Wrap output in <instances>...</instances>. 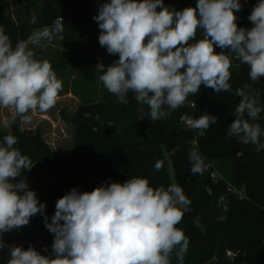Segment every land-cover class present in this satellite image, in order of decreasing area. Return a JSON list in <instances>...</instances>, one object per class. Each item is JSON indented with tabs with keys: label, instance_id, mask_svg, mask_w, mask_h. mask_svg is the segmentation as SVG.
<instances>
[{
	"label": "clouds",
	"instance_id": "obj_1",
	"mask_svg": "<svg viewBox=\"0 0 264 264\" xmlns=\"http://www.w3.org/2000/svg\"><path fill=\"white\" fill-rule=\"evenodd\" d=\"M241 10V0H196L195 7L182 10L166 6L164 0H105L93 20L100 30L99 45L118 59L96 65L98 80L119 103L127 104L131 93L137 119L152 122L167 119L185 104L195 109L189 97L201 86L215 93L230 91L233 59L248 67L254 84L264 77V0L247 17L250 28L237 24ZM63 32V19L57 18L13 45L0 26V108L10 111L5 128L30 123V113L55 106L63 83L47 59L36 58L34 48L63 41ZM234 94L240 99L226 137L253 145L259 153L264 150V128L255 122L264 113L260 93L245 83ZM181 123L206 131L218 117L208 112L185 115ZM17 144L11 133L0 139V250L5 248L3 234L27 226L37 214L54 238L50 255L31 244L27 249L8 245L6 264H172L173 254L177 264H184L190 238L177 225L191 211L192 201L179 183L152 186L148 178L134 176L122 183L105 181L91 191L73 187L57 199L49 219L46 204L22 176V170L31 171L34 165ZM178 150L174 147L166 155ZM188 162L192 175L207 168L197 145L188 150ZM154 170L162 171L163 161L157 160ZM224 201L221 197L218 206L227 212ZM194 224L205 230L198 217Z\"/></svg>",
	"mask_w": 264,
	"mask_h": 264
},
{
	"label": "trees",
	"instance_id": "obj_2",
	"mask_svg": "<svg viewBox=\"0 0 264 264\" xmlns=\"http://www.w3.org/2000/svg\"><path fill=\"white\" fill-rule=\"evenodd\" d=\"M7 2L0 0V26L10 36L13 45L18 39H26L33 30L50 26L57 18H62L64 30H69L63 32V41L54 40L35 54L36 58L47 59L52 64L64 89L79 100L74 147L56 153L40 131H21L22 123L19 122L11 131L0 132V139L9 133L17 137L15 147L31 159L33 168L31 171L22 170V176L37 193L40 202L46 204L45 213L49 219L55 212L57 199L73 187L81 192L91 191L105 181L122 183L134 176L148 178L152 186L177 182L192 201L191 211L185 213L177 225L190 238L184 264H264V150L257 153L255 146L226 137V128L233 120L232 110L240 99L234 94L236 88L250 84L259 91L260 103L264 106V77L253 84L248 77V67L233 59L230 91L215 93L201 86L197 95L189 97L190 101L196 102L195 109L185 104L167 119L152 122L144 117L138 120V105L131 93L127 104L119 103L114 95L106 100H96L97 92L107 90L98 80L100 73L96 72V65L99 62L109 65L118 59V56L109 55L104 47H88L91 39L88 33H100L93 17L105 0H43L39 20L35 24L18 26L7 18ZM257 2L246 0L244 18L237 20L240 27H252L247 17ZM164 4L182 10L195 7L196 0H164ZM200 38L198 32L197 39ZM56 48L58 53L51 54L50 50ZM46 52H49L48 58H44ZM73 54L75 56L71 58ZM76 72L84 77L79 81V88L74 90V84L79 80L74 75ZM204 112L217 116L218 123L197 133L198 149L205 162L212 164L216 159L223 164L232 162L229 176L221 174L212 165L226 182L246 188L247 199L243 201L228 191L226 182L215 183L206 172L192 175L189 171L188 150L193 146L196 133L184 127L181 117H199ZM255 122L264 128V116H258ZM174 129L176 132L170 137ZM174 147L179 150L167 156L166 153ZM157 160L163 161L160 172L154 170ZM167 161L171 163L174 180ZM221 197L225 198L227 212H222V207L218 206ZM221 215L227 219L220 221ZM197 217L204 231L194 224ZM53 238L39 214L20 230L3 234L6 245L15 244L27 249L31 244L46 255L51 254ZM45 246L49 249L47 253L43 251ZM229 252L232 258L228 257ZM172 264H177L174 254Z\"/></svg>",
	"mask_w": 264,
	"mask_h": 264
},
{
	"label": "rangeland",
	"instance_id": "obj_3",
	"mask_svg": "<svg viewBox=\"0 0 264 264\" xmlns=\"http://www.w3.org/2000/svg\"><path fill=\"white\" fill-rule=\"evenodd\" d=\"M27 3H30L31 6L29 12V15H31L30 18H37V16L40 18L43 0H8L7 18L9 19L11 12L15 13V15L22 14L24 16L26 14L25 10L28 7ZM245 3L246 0H241L242 10L236 13L238 21L244 18ZM88 34L91 38L88 42V47H99V49H101L102 47L99 45L98 41L99 34L94 31H90ZM37 49L38 47L35 48V51H37ZM50 52L51 54L58 53V49H52ZM48 56L49 52H46L44 54V58H48ZM74 56L75 55L73 54L70 57L73 58ZM74 75L79 78V80L74 84L75 90L79 88V81L83 79L84 76L79 74V72H76ZM64 88L65 87H63V91L58 96L57 102L53 108L47 112L37 111L35 113H30L32 117L31 122L21 124V131H40L43 134V138L46 143L56 153L72 149L76 140L75 118L78 114L80 103L72 93L68 92ZM96 89H99V87L97 86ZM96 96V100H106L112 97V94L106 90L104 93L97 92ZM6 118H10V111L8 109L0 108V132H8L14 128L15 123L8 128L3 126V122ZM167 164L171 178L174 180L171 163L167 161ZM212 164L221 174L229 176L231 173V161L223 164L221 160L216 159L212 161ZM7 246L8 245L5 244V248L0 250V264H6V261L9 258Z\"/></svg>",
	"mask_w": 264,
	"mask_h": 264
},
{
	"label": "built area",
	"instance_id": "obj_4",
	"mask_svg": "<svg viewBox=\"0 0 264 264\" xmlns=\"http://www.w3.org/2000/svg\"><path fill=\"white\" fill-rule=\"evenodd\" d=\"M190 117H193L192 115H190ZM184 124V127L195 132L196 133V136H195V140L193 142V145H197L198 142V138H197V133H201L203 131H198V130H194V129H190L186 123H183ZM206 165H207V168L205 170V172L207 174H209L210 178L212 179V181H214L215 183H218L220 181H224V178L223 176L213 167V165L210 163V162H206ZM227 184V188H228V191L233 194L238 200L240 201H243L245 199H247V195H246V188L245 187H235L234 185L230 184L229 182H226ZM228 257H233L232 253L229 252L228 254Z\"/></svg>",
	"mask_w": 264,
	"mask_h": 264
},
{
	"label": "crops",
	"instance_id": "obj_5",
	"mask_svg": "<svg viewBox=\"0 0 264 264\" xmlns=\"http://www.w3.org/2000/svg\"><path fill=\"white\" fill-rule=\"evenodd\" d=\"M28 4V7H27V9L25 10L26 11V14L23 16L22 14H16L15 15V13H13V12H11V14H10V17H9V21L11 22V23H13V24H15L16 26H18V25H20V24H24V23H30V22H32V19L30 18V16L31 15H29V12H30V3H27ZM43 4V3H42ZM7 5H8V2H7ZM42 6V5H41ZM245 11V10H244ZM7 14H8V10H7ZM8 17V16H7ZM39 20V17L37 16V18H36V22ZM65 31V33H68L69 32V30L67 31V30H64ZM63 35L65 36V34L63 33ZM64 39H65V37H64ZM37 48V47H36ZM40 50H42L41 48H38L37 49V51H40ZM34 51H35V49H34Z\"/></svg>",
	"mask_w": 264,
	"mask_h": 264
},
{
	"label": "water",
	"instance_id": "obj_6",
	"mask_svg": "<svg viewBox=\"0 0 264 264\" xmlns=\"http://www.w3.org/2000/svg\"><path fill=\"white\" fill-rule=\"evenodd\" d=\"M263 116H264V113H261L260 116H259V118H261V117H263ZM175 132H176V129H174V130L172 131V133L170 134V137H172V136L175 134Z\"/></svg>",
	"mask_w": 264,
	"mask_h": 264
}]
</instances>
